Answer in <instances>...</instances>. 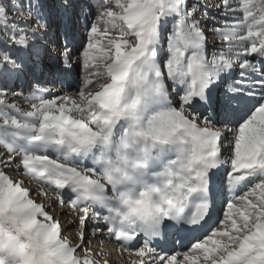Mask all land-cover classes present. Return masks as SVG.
<instances>
[{
    "label": "snow or ice",
    "instance_id": "snow-or-ice-1",
    "mask_svg": "<svg viewBox=\"0 0 264 264\" xmlns=\"http://www.w3.org/2000/svg\"><path fill=\"white\" fill-rule=\"evenodd\" d=\"M0 264H264V0H0Z\"/></svg>",
    "mask_w": 264,
    "mask_h": 264
},
{
    "label": "rangeland",
    "instance_id": "rangeland-1",
    "mask_svg": "<svg viewBox=\"0 0 264 264\" xmlns=\"http://www.w3.org/2000/svg\"><path fill=\"white\" fill-rule=\"evenodd\" d=\"M209 40L211 42V40H212V37L211 36L209 37ZM57 88H59V86H57ZM19 102L21 103V106L22 107H25V108L27 107V105L23 101H19ZM106 244H107V247L110 248V249L115 247L114 244H111V243H108V242H106Z\"/></svg>",
    "mask_w": 264,
    "mask_h": 264
},
{
    "label": "bare ground",
    "instance_id": "bare-ground-1",
    "mask_svg": "<svg viewBox=\"0 0 264 264\" xmlns=\"http://www.w3.org/2000/svg\"><path fill=\"white\" fill-rule=\"evenodd\" d=\"M109 259L114 260L115 259V255L113 254V256L109 257Z\"/></svg>",
    "mask_w": 264,
    "mask_h": 264
}]
</instances>
